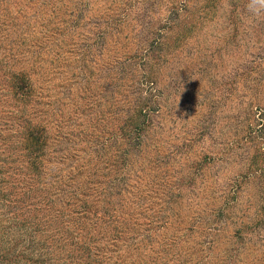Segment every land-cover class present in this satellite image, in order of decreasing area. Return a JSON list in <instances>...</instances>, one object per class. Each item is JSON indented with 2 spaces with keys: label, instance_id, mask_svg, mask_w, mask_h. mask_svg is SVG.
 <instances>
[{
  "label": "rangeland",
  "instance_id": "1",
  "mask_svg": "<svg viewBox=\"0 0 264 264\" xmlns=\"http://www.w3.org/2000/svg\"><path fill=\"white\" fill-rule=\"evenodd\" d=\"M187 3L201 17L204 1ZM249 3L218 0L171 58H154L150 46L174 17L170 0H0V31L14 41L9 68L0 63V216L9 221L0 232L34 238L61 264H86L93 255L103 264H264V12L251 13ZM75 24L77 31L61 34L65 42L47 40ZM21 70L35 88L28 117L15 109L7 79ZM70 81L75 105L56 132V85ZM146 81L156 82L153 121L173 153L161 157L162 169L137 175L135 167L121 186L110 179L102 187L96 155L84 153L89 123L78 113L151 95ZM24 119L52 132L37 166L45 170L40 184L19 176L28 170L20 164ZM76 241L83 250L75 252Z\"/></svg>",
  "mask_w": 264,
  "mask_h": 264
},
{
  "label": "trees",
  "instance_id": "2",
  "mask_svg": "<svg viewBox=\"0 0 264 264\" xmlns=\"http://www.w3.org/2000/svg\"><path fill=\"white\" fill-rule=\"evenodd\" d=\"M170 1L173 2L170 9L175 11L173 15L174 17L170 20L171 24L165 26L167 31L159 28V31L157 32L158 34H156L155 40L150 46V54L154 56V58H161V56L164 55L167 58H171L172 55L175 54L176 50L182 47L184 41L189 39L188 35L191 32V26H199L207 15H212L210 13L214 8H216L215 4L218 2V0H203L204 12L200 11L199 14L201 17H199L198 14L193 15L191 13L192 11L189 8L190 5L187 3L188 0H182L179 3L177 0ZM184 1L187 4H184ZM55 9H59V7ZM59 14L60 13H55L54 11L52 18H49V20H51L50 27L52 29H55L56 27V24L52 21V19H57ZM77 27V24L73 26H63V28L58 26V29H60V32H57V34H59L58 37L46 35L48 37L47 40H51L52 43L65 42L63 41L64 39H61V34L64 35V31L66 29L69 30V28H73L75 29L74 31H77ZM43 36L44 35H42L41 38ZM13 48L14 41L11 39L10 35L1 33L0 31V63L2 66L4 65V68H7L8 64H10ZM140 53L148 54V51L144 50V52H139L138 54ZM133 58H135V56ZM1 64L0 76L3 74L6 76V72ZM12 72L8 73L7 79L10 82L9 88L14 98V107L21 112L22 116H27V108L28 105L31 106V102L33 101L35 88H33V84H31V80L29 79L27 72L23 70ZM120 79L122 80V78ZM74 84L75 83L70 81V84L66 87L59 86L58 83L56 85V88H62L61 93L56 94L54 101L52 102L54 110L51 120L52 123H56L52 130H55L56 132H62V130L65 129V117L67 118L71 105H75L73 100L70 99V96L73 97L72 87ZM147 84H149V88L153 93L151 95H144L140 93L138 98L127 100L126 103H124L123 108H119L117 105L118 103L113 104L111 99H104L106 100L105 102L97 104L96 107H94V105L92 109L88 110V112L82 111L78 113V117H85L83 120H87L89 123V127L84 126L85 129L89 128L88 134L90 135V137L88 136L90 139L87 141V147L84 150V153H90L92 151L93 155H96L94 157H97L95 160L99 167L98 170L103 177V180L100 181V185L102 187H111V183L107 184L110 179H112L113 184L118 183V185L121 186V180L128 174H132L135 167H141L140 170L137 171V175H140L142 169L145 167L159 170L163 168V164L164 166L166 164L164 163V160L161 161V157L167 150L170 149L168 148V144L170 142L169 135L164 136L161 133V128L156 130L157 126L154 124L153 115L157 110L156 106L160 102H158V95L155 93L157 92V87H154L156 86V82H147ZM126 105H128V107ZM78 107L79 106L75 108ZM11 113L12 112H10L9 115ZM8 116H5L4 118H9ZM31 121L32 120L28 121V119H26L24 125L22 126V131L20 132V138H22V149L24 151L23 158L25 161L23 159L20 160L21 163L20 161L19 163L21 166L27 165L26 167L28 170L26 174L23 173L19 176L26 177V175H29V177H32L36 183L40 184L44 179L45 170L43 172H39V170H37V166L40 164L41 160L46 155L47 149L51 145L50 139L52 138V132L50 131L48 133L45 126L40 123H32ZM149 131H152L153 134L150 135ZM65 133H69V131L66 129ZM142 149H146V151L142 155L141 160H139L138 156L141 155ZM146 152H149V158L147 160L144 158ZM171 152L172 150L170 149L169 153ZM110 153H116L118 160L116 159L112 161L110 159ZM159 155L160 159L156 158L157 161L154 160L153 156ZM110 164H114L115 168H109ZM9 168L11 169V167H8L7 169L9 170ZM94 170L96 172V168ZM63 176L64 174H62L60 178H63ZM171 178V175L169 178L167 177L166 183H168V179L172 180ZM84 185L86 186L87 184L84 183ZM129 186L125 188L126 191ZM110 187L108 188L110 189ZM61 192H63L65 197L71 198V200L79 199L76 192H72L70 190L59 191L60 194ZM49 198L53 199L55 196H49ZM166 199L170 204L171 199L168 196ZM6 201L10 203L12 202L11 198L9 200L6 199ZM84 206L85 204L81 207V211H84L82 210ZM8 207L9 206H7V208ZM7 208L6 210L8 212L6 211V213H9L12 206L10 209L8 208L9 210ZM47 210L50 211L52 209ZM166 218H168V216ZM8 223L9 221H7L4 216H0V225L5 226V224ZM57 226L59 232L64 234L69 232L67 228L62 227L60 223H57ZM17 227L19 228L20 226L18 225ZM260 236H262L261 238H264V234ZM83 239L88 240L86 237H83ZM33 240L27 241L22 236L6 235L5 232H3V234L0 232V264H57L53 261L54 259H57L58 264H61L58 257L52 258L53 253H45L43 251L44 247L41 246V244H36ZM91 244L92 242H87V245H89L87 248V252H89L88 256H90L91 253V251H89ZM75 245H77L75 252H78L83 250V246L86 245V243L76 241ZM103 263L104 262L98 259L96 255H93L89 258L86 264Z\"/></svg>",
  "mask_w": 264,
  "mask_h": 264
},
{
  "label": "clouds",
  "instance_id": "3",
  "mask_svg": "<svg viewBox=\"0 0 264 264\" xmlns=\"http://www.w3.org/2000/svg\"><path fill=\"white\" fill-rule=\"evenodd\" d=\"M248 8L253 14L264 12V0H250Z\"/></svg>",
  "mask_w": 264,
  "mask_h": 264
}]
</instances>
